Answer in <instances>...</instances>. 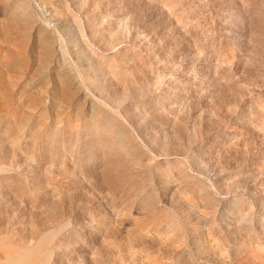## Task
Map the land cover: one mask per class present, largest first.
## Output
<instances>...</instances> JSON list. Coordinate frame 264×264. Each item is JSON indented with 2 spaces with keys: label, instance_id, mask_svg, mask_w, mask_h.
Masks as SVG:
<instances>
[{
  "label": "rangeland",
  "instance_id": "obj_1",
  "mask_svg": "<svg viewBox=\"0 0 264 264\" xmlns=\"http://www.w3.org/2000/svg\"><path fill=\"white\" fill-rule=\"evenodd\" d=\"M21 1L29 22L0 2V264H264V0Z\"/></svg>",
  "mask_w": 264,
  "mask_h": 264
},
{
  "label": "bare ground",
  "instance_id": "obj_2",
  "mask_svg": "<svg viewBox=\"0 0 264 264\" xmlns=\"http://www.w3.org/2000/svg\"><path fill=\"white\" fill-rule=\"evenodd\" d=\"M0 2H2L4 4L5 8H8V11L10 10V12L8 13L9 15H10V13L12 16L22 15V18L24 16V19L26 20L25 22H27V21L29 22L31 20L32 15L30 16L29 10L27 9L25 2H23L21 0H0ZM12 16H11V18H12ZM16 18L17 17H15V19ZM17 20H18V18H17ZM18 23L20 24V21H18ZM9 24H12V23H9ZM64 79H66V82H69V80L67 78H64ZM67 87H68V83H67ZM71 88H73V87H71ZM101 111L100 110L96 111L93 114L91 121H89V123H86V126H85V128L87 130L86 132L93 135V140H91L90 144L94 148H96V151H99L101 153H102V151H104V157L102 158V161H103L104 165L106 166L107 171L109 172V177H111V178H112V176L118 177L120 180V183H121L122 180H123V182L128 180L129 176L127 177L128 174L125 175L124 172L127 173L126 170L129 167V164L131 163V159H129V157H131L133 154L129 151L131 149L128 148V143H127L128 139L126 138L124 130L120 127V125L115 124L110 118H108L106 116V113L103 114L102 113L103 111L102 112ZM46 139H48L51 142L57 140L56 136L52 132L47 133ZM135 149H136V147H135ZM135 149H134V151H135ZM93 153L94 154H92V156L94 157V155L97 154L98 152L97 153L93 152ZM105 154H106V156H105ZM100 162H101V160H100ZM131 169H133V168H131ZM131 169H130V171H132ZM112 173H114V174H112ZM119 174H121V175H119ZM129 174H131V173H129ZM105 175H106V173H105ZM107 177H108V175H107ZM113 179H114V183H115V178H113ZM130 179H131V177H130ZM108 180H110V178ZM135 180H136V178L132 181H135ZM127 183H129V182H127ZM134 183L135 182H133V184ZM121 184H125V183H121ZM131 186L133 187V185H131ZM135 188H136V186H135ZM138 191H139V189H138ZM136 193H138V192H136Z\"/></svg>",
  "mask_w": 264,
  "mask_h": 264
}]
</instances>
